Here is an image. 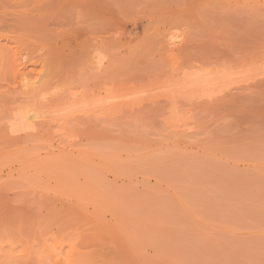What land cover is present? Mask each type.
<instances>
[{
	"label": "rangeland",
	"instance_id": "rangeland-1",
	"mask_svg": "<svg viewBox=\"0 0 264 264\" xmlns=\"http://www.w3.org/2000/svg\"><path fill=\"white\" fill-rule=\"evenodd\" d=\"M0 264H264V0H0Z\"/></svg>",
	"mask_w": 264,
	"mask_h": 264
},
{
	"label": "bare ground",
	"instance_id": "bare-ground-1",
	"mask_svg": "<svg viewBox=\"0 0 264 264\" xmlns=\"http://www.w3.org/2000/svg\"><path fill=\"white\" fill-rule=\"evenodd\" d=\"M34 83H31V81L30 82H28L26 79H24L23 80V86H24V88L25 87H28V86H32ZM29 110V109H28ZM28 110H26V111H22V113H20L21 115H19V117H18V119L17 120H15V121H17V122H20V123H22L21 125L23 126V128H28V127H31L30 125H32V120L34 119V118H37L38 117V115L39 114H37V112H35V111H33V113H31L32 111L30 110V111H28ZM31 113V114H30ZM16 123V122H15ZM19 123V124H20Z\"/></svg>",
	"mask_w": 264,
	"mask_h": 264
}]
</instances>
